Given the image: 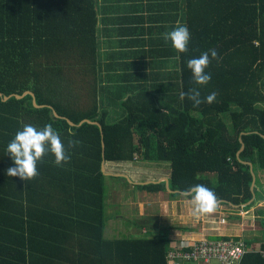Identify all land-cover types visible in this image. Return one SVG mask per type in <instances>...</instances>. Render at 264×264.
I'll return each mask as SVG.
<instances>
[{
  "label": "trees",
  "instance_id": "trees-1",
  "mask_svg": "<svg viewBox=\"0 0 264 264\" xmlns=\"http://www.w3.org/2000/svg\"><path fill=\"white\" fill-rule=\"evenodd\" d=\"M100 6V0H0V264H169L167 236L105 237L103 161L170 163V189L164 181L136 185L150 193L180 196L203 184L219 204L246 205L255 196L252 206L264 198L258 185L264 171V0H174L175 26L187 25L191 34L188 49L178 53L163 38V49L150 53L160 65L174 61L172 80L149 83L147 77L160 75L150 72L136 85L108 87L102 83ZM212 49L211 80L198 85L187 61ZM190 89L200 93L198 107L180 98ZM27 91L39 107L30 94L4 100ZM213 92L215 100L203 102ZM116 104L122 116L110 121ZM84 119L101 127L78 125ZM26 124H50L70 157L58 166L45 156L30 181L6 174L13 166L6 146ZM242 264H264V240Z\"/></svg>",
  "mask_w": 264,
  "mask_h": 264
},
{
  "label": "crops",
  "instance_id": "crops-1",
  "mask_svg": "<svg viewBox=\"0 0 264 264\" xmlns=\"http://www.w3.org/2000/svg\"><path fill=\"white\" fill-rule=\"evenodd\" d=\"M173 3L174 0H100L99 48L105 86L119 82L136 85L145 73L150 72H159L160 75L147 77L149 83L172 80L174 61L165 60L160 65L158 58L150 53L163 49L161 46L164 44L158 40L165 38L175 27ZM151 15L156 17V22L151 21ZM151 26L157 29L148 31ZM165 45H170L169 40ZM144 52L149 54L144 56ZM110 112L116 117L122 116L117 104L111 107ZM105 166L110 173L106 176L113 175L108 169L109 163ZM169 177L170 173L161 176L160 180ZM137 184L134 183L135 186ZM134 185L127 190L112 188L109 194L106 191L104 235L107 239L144 234L159 236L164 231L170 242L218 235L219 238L244 240L254 250L261 247L264 240V198L261 208L259 205L218 204L215 212L197 218L192 214V201L185 193L180 196H172L170 191L150 193ZM113 195H117L114 202ZM112 203L118 204L119 210L114 217L110 216L111 210L108 211Z\"/></svg>",
  "mask_w": 264,
  "mask_h": 264
},
{
  "label": "clouds",
  "instance_id": "clouds-1",
  "mask_svg": "<svg viewBox=\"0 0 264 264\" xmlns=\"http://www.w3.org/2000/svg\"><path fill=\"white\" fill-rule=\"evenodd\" d=\"M165 39L171 42L172 47L178 53H185L191 40V34L187 25L182 24L173 27L166 34ZM210 57L212 59L217 57V52L214 49L187 61V68L198 85H206L211 80V73L206 71L210 64ZM185 97L193 103L194 107H198L202 103L200 93L196 89L181 92V100ZM215 98L216 93L213 92L203 102L212 103ZM5 151L10 156L13 165L7 169L6 174L9 177L18 176L24 181H30L38 175L37 165L47 155L53 156L54 163L58 166H62L70 160L64 142L50 124H46L42 128L31 124L24 125L7 144ZM189 193L193 204V216L199 218L216 211L219 201L210 188L203 184H196L189 186L185 194Z\"/></svg>",
  "mask_w": 264,
  "mask_h": 264
},
{
  "label": "built area",
  "instance_id": "built-area-1",
  "mask_svg": "<svg viewBox=\"0 0 264 264\" xmlns=\"http://www.w3.org/2000/svg\"><path fill=\"white\" fill-rule=\"evenodd\" d=\"M244 240L234 238H182L170 243L169 264H242L253 251Z\"/></svg>",
  "mask_w": 264,
  "mask_h": 264
},
{
  "label": "rangeland",
  "instance_id": "rangeland-1",
  "mask_svg": "<svg viewBox=\"0 0 264 264\" xmlns=\"http://www.w3.org/2000/svg\"><path fill=\"white\" fill-rule=\"evenodd\" d=\"M117 118L118 117H116L112 113L110 114V121H115ZM108 169L113 174L112 176L106 177V191L109 194L112 188L127 190L128 188H131L136 182L143 183L148 181H159L161 176L167 175L171 172V164L168 162H147V161H139L134 163L110 162ZM120 175H125L126 177L125 178L119 177ZM259 183H260V190L264 194V171H259L258 185ZM115 200H117V195L112 196V201L114 202ZM262 203L263 202L261 201H256L253 206L259 205L261 208ZM109 210H111L110 216L112 217L116 216V214L119 212L118 204L115 205L114 203H112L110 209L108 206V211ZM118 229L119 228L116 227L115 230L118 231ZM159 234H160L159 236L162 235L166 236V233L164 231H161ZM144 236H149V235L144 234ZM207 238H219V236L208 235ZM212 264H218V262L214 261Z\"/></svg>",
  "mask_w": 264,
  "mask_h": 264
},
{
  "label": "water",
  "instance_id": "water-1",
  "mask_svg": "<svg viewBox=\"0 0 264 264\" xmlns=\"http://www.w3.org/2000/svg\"><path fill=\"white\" fill-rule=\"evenodd\" d=\"M27 94H30V95L33 96V102H34V104H35L36 106L39 107V105H38L37 102H36L35 94H34L33 92H31V91H27V92H25L23 95L14 94V95H10V96H5V97H4V100H7V99H9V98L12 97V96H15V97H17V98H22V97H24V96L27 95ZM54 114H55L56 117H59V114H58L56 111H54ZM68 121H69V123H70L71 126H75V125H76L73 121H71V120H68ZM85 122L96 123L97 125H99V126L101 127V124H100L99 122H94V121H91L90 119H84V120H82L78 125H82V124L85 123ZM241 142H242L243 145H242L241 150L238 152V155H240V153L242 152V150H243L244 147H245V146H244V143H243L242 140H241ZM104 148H105V143L103 142V149H104ZM250 165H251V171H252V173H253V183H252L251 189L254 191L255 183H256V174L254 173L253 165H252L251 163H250ZM102 171L104 172V174H106V175H110V173L106 171L105 161H103V164H102ZM122 176H125V175H122ZM125 177H126V176H125ZM163 181L166 183V187L170 189V179H169V178H165V179H163V180H159V181H148V182H143V183H141V184H148V183H151V182H154V183H160V182H163ZM170 191H171V192H175V191H173V190H170ZM189 194H190V193H189ZM254 199H255V196H254V198L252 199V201H253ZM252 201H250L248 204H250ZM219 203H221V201H219Z\"/></svg>",
  "mask_w": 264,
  "mask_h": 264
}]
</instances>
